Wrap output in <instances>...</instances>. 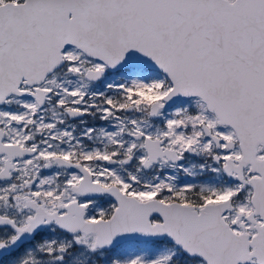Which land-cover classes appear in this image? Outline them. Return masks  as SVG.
Segmentation results:
<instances>
[{"label": "snow or ice", "instance_id": "snow-or-ice-1", "mask_svg": "<svg viewBox=\"0 0 264 264\" xmlns=\"http://www.w3.org/2000/svg\"><path fill=\"white\" fill-rule=\"evenodd\" d=\"M0 264H264V0H0Z\"/></svg>", "mask_w": 264, "mask_h": 264}]
</instances>
